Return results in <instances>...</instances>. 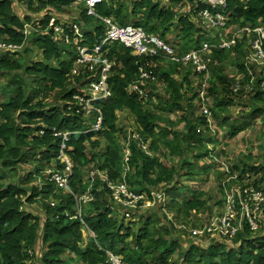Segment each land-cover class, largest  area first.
<instances>
[{"label":"trees","instance_id":"1","mask_svg":"<svg viewBox=\"0 0 264 264\" xmlns=\"http://www.w3.org/2000/svg\"><path fill=\"white\" fill-rule=\"evenodd\" d=\"M20 1L0 0V43L11 45L0 49V77L9 78L7 89L14 90L0 102V264H28L34 258L40 264H112L107 250L127 264H264V218L257 230L246 218L229 244H185L176 260L181 236L171 220L169 226L161 225L167 220L163 208L143 209L145 200L138 207L116 203L110 186L124 182L137 194L148 193L151 200L153 191H176L183 178L200 180L201 171L211 167L203 160L213 154L205 144L219 141L207 126L204 105L213 125H227L232 138L264 116V65L249 59L246 44L212 50L206 57L208 77L192 62L173 63L162 50L150 56L105 47L102 59L112 63V97L94 102L89 110L81 98L89 97L86 88L97 80L103 65L80 63V48L102 42L109 26L101 18L114 12L120 25L137 24L169 45L174 25L181 30L179 40L186 36V42H176L180 55L213 40L201 33L206 29L189 13L178 16L174 7H162L159 0H131L132 11L127 0L118 8L111 7L112 0H103L96 9L101 18L89 15L77 0H25L26 7ZM168 1L179 10L189 6L196 15L206 7L201 0ZM228 9L229 25L264 26V0H228ZM38 14L44 18L37 24L33 16ZM53 19L65 21L62 32L56 31L59 21ZM27 24L33 26L27 30ZM142 69L153 74L141 84ZM205 80L209 87L203 98ZM134 84L142 85L144 95L131 90ZM239 105L235 116L230 108ZM97 109L103 113V128L73 134L66 142L73 173L69 189L61 187L53 179L66 168L60 157L63 137L56 132L89 130L98 120ZM125 110L135 118L137 131L121 142L118 113ZM168 155L178 164L166 165L162 158ZM239 159L244 162L243 176L257 178L264 171L249 162L251 157ZM28 165L32 168L26 170ZM254 185L264 195L258 179ZM193 193L182 201L171 199L177 217L208 209L206 191ZM36 204L43 215L33 210ZM261 208L264 211V204ZM85 227L94 237L81 247ZM39 240L42 253L37 252Z\"/></svg>","mask_w":264,"mask_h":264},{"label":"rangeland","instance_id":"2","mask_svg":"<svg viewBox=\"0 0 264 264\" xmlns=\"http://www.w3.org/2000/svg\"><path fill=\"white\" fill-rule=\"evenodd\" d=\"M120 1L124 0H112L111 7L118 8ZM131 0H127V3H129V10L132 11V3H130ZM161 3V6L169 5L171 7H174L175 10L178 13V16L185 15L184 13H189L191 16L190 18L196 23V25H202L206 31H202L201 33H205L206 37H210L213 40V43L216 44L223 34L222 40H228L233 37L237 39L236 44L245 43L246 47L248 49V46L253 38V34H244L240 33L239 30L243 27H240L239 25H228L225 26H216L211 25V21L209 19H204L203 23L200 19V15H196L194 11L189 6H185L182 10H179L175 4H172L168 0H159ZM204 3L205 1L202 0ZM21 2V1H20ZM77 2V1H76ZM25 7L26 2L23 0L21 2ZM73 6V9H77V6ZM15 9L17 11H20V6L16 5ZM117 9H115L116 11ZM27 11V10H26ZM98 14V13H97ZM111 17H105L108 18V20L113 21L115 23H118V20L116 19V14L113 12L111 13ZM142 14H140L141 16ZM95 17L101 18L99 15H93ZM33 21L38 24L39 21H41L42 18H44V14H38L33 16ZM134 18V15L131 14L130 18ZM105 18H101L102 20ZM58 19H53L55 22ZM59 24L55 22V28L57 32H62L63 25L61 23H64V20H58ZM104 21V20H103ZM177 22V21H176ZM72 23V22H71ZM106 23V22H105ZM201 23V24H200ZM107 24V23H106ZM27 24L26 28L27 30L32 27L33 25ZM216 27H222L221 29H217ZM261 28H264V26H261ZM171 33L169 34V38L172 42L171 47L176 48L177 43H182L185 40V34H184V40H179L178 35L180 34V29L176 26H171ZM79 33V32H78ZM153 35L157 39L161 38L156 35L155 33L149 34ZM198 33H194L193 36L196 37ZM103 40V39H102ZM163 41V40H162ZM164 42V41H163ZM204 43H207L206 41H203ZM202 42V43H203ZM165 43V42H164ZM235 44V45H236ZM121 44L111 43L108 45V49L111 48H117L120 47ZM169 45V44H168ZM233 45V46H235ZM123 47V45H121ZM216 46V45H214ZM119 50H126L125 47H123ZM195 50V49H192ZM191 51V50H190ZM36 52L37 58H43V55L39 52ZM206 55L202 56V59L205 61ZM242 77H238V79H241ZM10 83L9 78L0 77V102H3L14 93V90L7 89V85ZM187 89H192L191 85H187ZM208 105V104H207ZM241 105L234 106L230 108L232 112L235 114H238L241 110ZM201 113V111H200ZM203 114H205L203 112ZM119 115V128L121 130L120 134V140L121 142H125L124 136L130 137L132 133H136L137 131V124L135 122V118L131 115V113L128 110L121 111L118 113ZM252 124L245 129L244 131L240 132L236 137L232 138L229 136V127L227 125L222 126V128H218V125H213V118L209 117L207 120V126L212 131L213 134L217 135V138L219 139L218 143H206L205 147L213 150L212 156H209V158H206L203 160L204 165H211L209 171H201V175L199 177L200 180L191 181L188 178H183L182 185H179L177 187V190L174 192L165 193V195L162 198L157 197L156 199H152L148 203V207H143V209H151V208H157L161 207L163 208L161 211V214L164 216H167L166 221H162L161 225H164L167 222V226L170 225L169 220L174 222V226L176 229V232L178 235L181 236V243L182 248H180L176 253L174 259H179V253L183 251L185 248H187L186 245H190L191 242H193L196 245H199L202 248H207L211 245V243H216L220 241H225V244H229L230 242L227 240L226 237V227L223 224H219V222L227 216V209L233 208V205L235 203V200L237 202L236 205V212L234 211V225H237L239 227H242L243 224H245V219L248 217H251L252 221H255L256 225H258L259 221H262L261 219L264 218V211L261 208L263 207L264 201L257 199V191L258 189L255 187L254 183L258 179L260 187H264V180L260 182V179L264 177V171H261L259 176L254 177L250 175H244L241 172V169L244 167V162L241 160L240 157L246 155L248 157H251V160L249 162L251 164L262 166L264 167V116L258 117L254 121H251ZM163 162L166 163L169 167L172 165L178 164V159L174 156H166L163 157ZM240 166V169H235L234 166ZM31 166H25L26 170L31 169ZM234 168V170H233ZM126 169V168H125ZM96 171L98 169H95ZM121 182V181H119ZM118 182V183H119ZM172 185V184H170ZM174 184L172 185V187ZM171 187V189H172ZM204 189L206 191L207 196L205 198L208 199V209L202 210L200 212L193 211L191 212V215L189 217L183 218V216L177 217V211L175 208H171V199L176 198L179 200H183L185 197L193 196L194 190H200ZM153 194L156 195L155 192ZM161 191L158 193V196H161ZM246 195H249L246 196ZM144 196L148 197V193H144ZM251 197L254 201V207L255 210L258 212L254 214H248L245 216L243 212L246 211V208L248 206L249 211H252V205H251ZM246 198V199H245ZM241 202H244L243 206L241 207ZM250 204V205H249ZM33 210L35 212H40L41 215H43V211L41 208L36 204L33 206ZM261 208V209H260ZM227 213V214H226ZM129 220V219H127ZM127 222V221H126ZM211 225L212 230L215 231V233H208L205 231V227ZM139 226V225H138ZM264 227V225H263ZM137 228V227H136ZM137 230V229H136ZM209 231V232H211ZM85 234L84 240L81 243V247H86L89 243L90 238L92 237L91 234L89 236ZM39 246L40 248L37 250V252H43V249H41V240H39ZM179 262L181 260H178ZM28 264H40V262L34 258L32 261H29Z\"/></svg>","mask_w":264,"mask_h":264},{"label":"built area","instance_id":"3","mask_svg":"<svg viewBox=\"0 0 264 264\" xmlns=\"http://www.w3.org/2000/svg\"><path fill=\"white\" fill-rule=\"evenodd\" d=\"M33 2H37V0H32ZM103 0H77V4L82 5L85 9L88 10L89 15H96L97 14V6L102 2ZM205 3L201 0L202 3L206 5L205 8L201 9L199 12L200 19L203 23L204 19H209L211 21V25L216 26H222L225 24V26L229 25V20L231 18L232 12L228 9V0H204ZM107 25L109 26L106 36L103 38L102 42L94 46L93 48L90 47H84L80 48V55L81 59L80 62H91L94 65L102 64V69L99 72V76L97 80L93 81L89 87L86 88L87 94L89 97L81 98L80 96H76L77 98H81L82 101L86 103L87 108L93 109L94 102H105L108 99L112 97V90L109 86V76L112 69V63L109 62L107 59L103 58V50L105 47H108L111 43H117L123 45V47L126 48V50H131L132 53L135 55H150L154 56L159 53V51L163 50L165 51L166 55L170 57V59L173 62L176 63H189L192 62L196 65L197 70L200 73L206 74V77H208V63L206 61V57L209 53L212 52L214 49H231L235 47L237 44V39L235 37L228 39V40H222L223 34L221 35L220 40L214 44V43H202L200 49L191 50L188 53H185L184 55H180L174 47H171V45H168L164 43L162 40L157 39L153 35H149L146 33V31L136 25H120L118 23H115L113 21L108 20V18L103 19ZM76 29L77 33L79 32V28L77 25H73ZM217 29H221L222 27H216ZM240 33L244 34H253V38L248 46L250 49L249 51V59L251 61L255 62L258 65H264V28L257 27L252 28L251 26L243 27L239 30ZM236 44V45H235ZM216 45V46H214ZM235 45V46H233ZM11 47V45H6L5 43H0V49H6ZM206 55L205 61L202 59V56ZM91 70H94V66L90 68ZM153 72H148L145 69H142V75L140 78V83L144 82V80L151 78ZM208 83L205 80V84L203 89L201 91L202 97L205 98L206 95V89H208ZM142 85L140 84H134L131 86L132 91H136L140 95H144V91L142 90ZM99 112V117L97 122L93 127H91L89 130L85 131H76V132H56L57 136L63 137V143H62V150H61V159L63 162L66 163V168L63 173H55L53 176V179L58 183L59 186L65 187L66 189H69L70 187V177L73 173V162L71 157L66 153L67 145L66 142L69 141L70 136L75 135H82V134H89V133H95L100 131L103 128V113L101 109H97ZM204 113L207 115L208 119L211 117V112L209 108L204 105L203 109ZM89 114V112H87ZM212 118V117H211ZM146 148V147H145ZM111 189L113 191V197L115 199L116 203H120L122 205L128 206V207H138L139 202L141 200H145V205L143 207H148V203L152 200H149L147 196H144V193L137 194L134 192L129 185H127L124 182L121 183H114L110 182ZM153 192L156 193L153 194ZM152 194L154 196V199L157 197L162 198L165 193L161 191V196H158V193L160 191H153ZM257 199L264 201V195L261 192H257ZM157 196V197H156ZM249 197V195H246ZM246 199V198H245ZM149 201V202H148ZM244 202H241V207L243 206ZM237 202L235 200V203L233 205V208L227 209V216L219 222V224H223L226 227L227 230V240L230 242L231 239L235 237L239 229H243L242 227H239L237 225H234V211L236 210ZM250 205V204H249ZM251 205L254 206L253 198L251 197ZM261 209V208H260ZM236 212V211H235ZM258 212L257 210L249 211V208L247 206L246 211L243 212V214L246 216L247 213L254 214ZM129 217V216H128ZM129 219V218H128ZM248 220L251 223V226L254 230H257L258 225H256L255 221L251 220V217H248ZM244 225V224H243ZM213 228L211 225H208L205 227V231L208 233H215V231H211ZM85 230L89 232V234L94 237V234L88 227H85ZM211 231V232H209ZM224 241V240H223ZM225 242V241H224ZM107 253L110 257V260L112 264H127L124 258L121 255L114 254L110 250H107Z\"/></svg>","mask_w":264,"mask_h":264},{"label":"crops","instance_id":"4","mask_svg":"<svg viewBox=\"0 0 264 264\" xmlns=\"http://www.w3.org/2000/svg\"><path fill=\"white\" fill-rule=\"evenodd\" d=\"M121 47H122V46L120 45V47H117V48L114 47V49H115L116 51H118V52H121V53L125 52L124 49H123V50H119V49H121ZM122 48H123V47H122ZM85 234L89 236V232L86 231V230H85ZM88 236H87V237H88Z\"/></svg>","mask_w":264,"mask_h":264},{"label":"bare ground","instance_id":"5","mask_svg":"<svg viewBox=\"0 0 264 264\" xmlns=\"http://www.w3.org/2000/svg\"><path fill=\"white\" fill-rule=\"evenodd\" d=\"M32 1V0H31ZM40 2V1H39ZM130 24V23H129ZM132 24V23H131ZM137 25V24H136ZM138 26V25H137ZM254 28V27H253ZM165 42V41H164ZM178 49H179V47H178ZM163 51V50H162ZM177 51V50H176ZM165 57V56H164ZM168 59V58H167ZM169 60V59H168ZM81 63V62H80ZM174 63V62H173ZM57 136V135H56Z\"/></svg>","mask_w":264,"mask_h":264}]
</instances>
